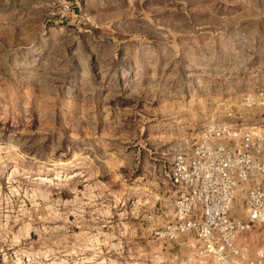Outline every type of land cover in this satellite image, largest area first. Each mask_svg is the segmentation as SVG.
<instances>
[{
  "label": "rangeland",
  "instance_id": "rangeland-1",
  "mask_svg": "<svg viewBox=\"0 0 264 264\" xmlns=\"http://www.w3.org/2000/svg\"><path fill=\"white\" fill-rule=\"evenodd\" d=\"M258 116L264 0H0V264H217L169 167Z\"/></svg>",
  "mask_w": 264,
  "mask_h": 264
},
{
  "label": "built area",
  "instance_id": "built-area-1",
  "mask_svg": "<svg viewBox=\"0 0 264 264\" xmlns=\"http://www.w3.org/2000/svg\"><path fill=\"white\" fill-rule=\"evenodd\" d=\"M168 180L171 218L154 231L156 240L193 234L199 253L217 264H264V245L245 240L254 226L264 228V116L244 128L216 123L191 152L174 154ZM234 204L241 216L232 215Z\"/></svg>",
  "mask_w": 264,
  "mask_h": 264
},
{
  "label": "crops",
  "instance_id": "crops-1",
  "mask_svg": "<svg viewBox=\"0 0 264 264\" xmlns=\"http://www.w3.org/2000/svg\"><path fill=\"white\" fill-rule=\"evenodd\" d=\"M235 206H237L238 207V210H241V214L240 215H238L237 213L236 214H233V212H232V210H231V213H232V215H234V216H241L242 214H243V209H242V207L239 205V204H234Z\"/></svg>",
  "mask_w": 264,
  "mask_h": 264
},
{
  "label": "bare ground",
  "instance_id": "bare-ground-1",
  "mask_svg": "<svg viewBox=\"0 0 264 264\" xmlns=\"http://www.w3.org/2000/svg\"><path fill=\"white\" fill-rule=\"evenodd\" d=\"M15 170H16L15 168H12V171H15ZM12 171H11V172H12ZM38 178H39V177H38ZM40 178H41V177H40ZM138 200H141V199H138Z\"/></svg>",
  "mask_w": 264,
  "mask_h": 264
}]
</instances>
